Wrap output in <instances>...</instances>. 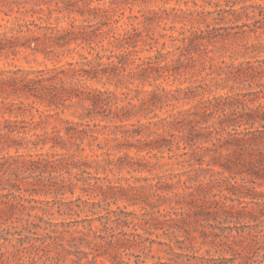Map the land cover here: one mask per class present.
<instances>
[{
	"label": "trees",
	"instance_id": "trees-1",
	"mask_svg": "<svg viewBox=\"0 0 264 264\" xmlns=\"http://www.w3.org/2000/svg\"><path fill=\"white\" fill-rule=\"evenodd\" d=\"M35 1L37 5L48 6L49 18L54 12L69 16L78 14L84 17L83 22L75 24L73 21L69 27L34 20L16 22L0 33V56L27 50L47 57L59 56L73 52L79 46H88L90 50L89 55L82 54L80 60L62 65L0 71V115H10L0 124V239L4 240L0 243V264L16 258L13 257L15 253L8 252L4 246L6 242L38 239L37 231L47 229L34 220L33 217L39 218L38 214H33L35 210L54 214L53 210L57 208L56 212L60 214L88 211L97 214L98 207L120 201L139 205L144 212L141 216L135 214L140 217L139 221L132 222L135 227L143 228L144 233L116 232L114 229L112 239L103 245H109L114 252L130 249L147 240L156 242L146 234H154L157 230L167 236L183 234L185 239H193L192 223L204 227V221L207 224L210 221L233 222L224 227L233 229L239 227L235 222L247 218L254 224L243 226L264 224V197L260 194H251L257 208L247 209L244 205L236 209L226 203V200L234 201L233 195L237 194V186L232 183L237 177L251 179L254 183L260 181L259 185H264V103L252 106L256 99L249 91L201 98L188 108L176 109L182 93L184 98L191 99L207 89L198 85L203 91H195L193 86L167 89L158 83L181 74L183 68L193 67L196 55H207L208 52H201L197 43L206 38L203 31L199 34L189 29L188 34L183 28L179 34L169 35L175 43L171 51L158 48L154 55L141 57L139 53L143 49H138L139 43L149 45L146 50H151L159 38L146 27L145 33L135 26L122 33L106 29L110 16L100 5L104 0ZM108 1L117 4L130 0ZM226 1L229 4L236 0ZM14 3L23 4L21 0H0V9L10 8ZM33 10L44 13L46 9ZM12 11L10 8L5 14L10 15ZM144 18V23L148 24L149 16L144 15ZM161 36L168 35L163 33ZM106 39L112 48L103 45ZM73 44L76 45L74 48ZM98 47L101 50H97ZM168 54L176 56L171 63ZM253 70L250 64H231L227 66L224 79L247 82L256 77ZM87 81L112 84L116 90H126L121 97L115 90L91 88ZM147 85L153 88H145ZM132 92L134 95L130 96ZM37 102L46 106L45 111L49 112L44 114L46 118L58 116L66 109L74 108L77 113L79 108L86 106V111L78 113L79 121L61 119V124L54 126L52 131L31 134L38 128L37 124L18 119L17 115L23 114L27 105L34 108ZM165 107L172 109L162 117L157 111ZM14 114L13 119L11 115ZM96 118L115 123L114 126L120 129L124 141L117 143L115 148L125 150L123 154L113 158V153L104 151L102 155L106 157L101 160L83 156L86 147L91 150L95 146L104 148L98 142L101 132L98 124L91 123ZM134 118H137L136 122H131ZM143 118L146 121H142ZM161 128L169 134L160 133ZM118 138L116 135L111 139ZM47 145L46 152H31ZM131 150L136 154L131 155ZM154 158L167 161L158 164L147 160ZM157 165L181 168L151 176L132 175L124 178L127 185L119 183L123 177L113 182L107 174L101 178L90 170L151 172ZM131 179L134 183L129 182ZM78 190L80 194L76 195ZM114 221L121 226L120 220ZM71 222L49 221L52 229L48 234L59 240L61 234L71 232L73 241L84 240V236L75 235L77 230L69 228ZM60 225L63 229H59ZM107 229L104 228L106 234ZM255 236L258 237V233ZM176 242L184 241L177 238ZM162 244H167L171 253L183 255L170 243Z\"/></svg>",
	"mask_w": 264,
	"mask_h": 264
},
{
	"label": "rangeland",
	"instance_id": "rangeland-1",
	"mask_svg": "<svg viewBox=\"0 0 264 264\" xmlns=\"http://www.w3.org/2000/svg\"><path fill=\"white\" fill-rule=\"evenodd\" d=\"M21 1L23 3L21 5L16 4L17 2L11 5L10 8H13V11L10 12V15L5 14L10 9L9 6L0 9V33H3L16 22L23 23L34 20L38 23L50 22L58 27H69L71 22L75 21V24H81L84 19L78 14L69 16L66 13L57 12H54L49 18L47 5H37L35 0ZM100 5L110 16L109 25L106 29L111 28L115 33H122L124 30L135 26L144 30L145 33L146 28H149L155 37L159 38L158 43L151 50H146L149 45L143 46L139 43L138 49H143L139 53L141 57L154 55L158 48H163L165 52L171 51L175 43L169 35H177L183 28L188 34L190 33L189 29L196 30L198 33L203 31L202 35H205L206 38L197 43L201 52L207 51V55L204 53L196 55L197 59L193 67L183 68L181 74L161 79L158 82L167 89L193 86L195 91H203L197 85L207 89L204 93L191 99L184 98V93H182V99L176 102V109L188 108L201 98L206 99L214 95L249 91L253 93L251 97L256 99L252 106L264 103V0H236L229 4L226 0H130L117 4L104 0ZM41 7L46 9L44 13L34 12L33 9ZM144 15L149 16L148 24L144 23ZM163 33L168 36H161ZM103 45L112 48L108 44V39L103 41ZM75 46L73 44L72 48ZM89 50L88 46H79L73 52L50 57L33 53L31 50L21 51L16 55L4 54L0 56V71L16 67L42 69L62 65L69 61L80 60L82 54L89 55ZM97 50H101V47H98ZM167 58L171 63V59L176 58V56L168 54ZM240 63L245 66L252 65L256 77L242 83L231 80L225 81L227 66ZM86 84L91 88L115 90L121 97H123L121 93L126 90L122 88L116 90L112 84L103 85L95 81H87ZM145 88L151 89L153 87L147 85ZM132 95H134L133 92L130 96ZM171 109L172 107H165L157 112L163 117ZM45 110H47L46 106L37 102L34 104V108L27 105L26 111L17 115V118L37 124L35 126L38 128L34 129L31 134L34 132L41 133L44 130L50 132L54 126L61 124V119L79 121L78 113L85 112L86 106L79 108L77 113H75L76 109L74 108L66 109L58 116L55 115L50 118L45 117L44 114L49 113ZM11 116L14 119L16 114ZM7 117L10 115H0V124ZM41 120L42 122L39 123ZM136 120L137 118H134L131 122H136ZM142 121H146V119L143 118ZM91 123L98 124V129L101 131L98 134V142L104 148L95 146L92 149L94 152H92L91 148L86 147L83 156L88 155L89 160L95 158L101 160L106 157V155H102L104 151L113 153V158L124 153L125 150L119 151L115 148L117 143L124 141L120 129L118 130L114 126L115 123H107L100 118L94 119ZM106 125L108 126L104 127ZM159 132L165 135L169 134L163 128L159 129ZM116 135L119 137L118 140L111 139ZM107 139H111V141L108 142ZM107 142L109 146H107ZM48 149L49 145L42 150L33 149L31 152H46ZM21 152L26 153L28 151L22 150ZM130 153L131 155L136 154L135 150H131ZM147 160H150L151 163L159 162L158 164L167 161L166 159L158 160L155 158ZM180 168L181 166L161 167L157 165L156 169L151 172L144 170L132 173L127 169H123L121 172L118 170L103 172L102 169L97 170L96 168L90 170L93 175L101 178L107 174L113 182H116L117 178L123 177L119 183L127 185L125 179L132 175L136 177L151 176L156 173H165L169 169L178 170ZM129 182L134 183V179L129 180ZM232 183L237 186V194L233 195L234 201L226 200L227 205L234 206L236 209L244 205L247 209L257 208L251 194L258 193L264 197V185H259L260 181L254 183L251 179L243 177H237ZM79 194L78 190L76 195ZM56 210L57 208L53 210L54 214H44L41 210L33 212V214L39 215V218L33 217L36 223L47 227V229L37 231L38 239L24 238L22 242L16 239L13 242H6L4 246L7 247L8 252H14L16 256L13 255V257L16 258L9 259L4 264H264V224L258 227L243 226L254 224L247 218L235 222V225L239 227L233 229H224L227 225H233V222L210 221L207 224L204 221V227L192 223L190 226H193V239H185L183 234H180L179 237H175L173 234L167 236L162 230H157L154 234H146L156 242L147 240L130 249L114 252L109 248V245L103 246L106 240L112 239L114 229L116 232L136 231L144 233L143 228L135 227L132 222L139 221L140 217H135V214L141 216L140 214L144 212L139 205H130L120 201L117 204L112 203L109 206L98 207L97 214H93L91 211L72 215L60 214ZM41 217L44 220L40 219ZM115 219L121 221V226H117ZM49 221L59 223L72 221L69 228L77 230L75 235L84 236V240L76 239L73 241L74 235L71 232H65L61 234L59 240H54L48 234L52 229ZM105 227H108L107 234L104 232ZM196 228L197 230H195ZM59 229H63V227L60 225ZM88 232L89 234H87ZM25 233L28 235L27 232ZM257 233L258 237L255 236ZM99 235L105 237L97 238ZM177 238L183 239L184 242L177 243ZM3 241L0 239V243ZM163 242L170 243L177 252L183 255L171 253L169 246L162 244ZM64 245L66 249H63ZM103 252L106 254L102 255ZM234 253L236 254L234 255Z\"/></svg>",
	"mask_w": 264,
	"mask_h": 264
}]
</instances>
